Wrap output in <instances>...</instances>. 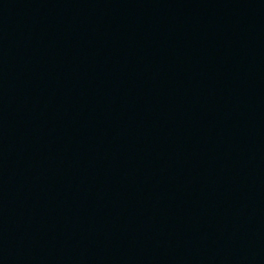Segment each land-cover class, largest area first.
Listing matches in <instances>:
<instances>
[{"label":"water","instance_id":"water-1","mask_svg":"<svg viewBox=\"0 0 264 264\" xmlns=\"http://www.w3.org/2000/svg\"><path fill=\"white\" fill-rule=\"evenodd\" d=\"M148 0H0V122L70 73Z\"/></svg>","mask_w":264,"mask_h":264}]
</instances>
